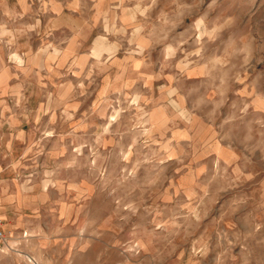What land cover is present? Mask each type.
Masks as SVG:
<instances>
[{"label":"rangeland","instance_id":"rangeland-1","mask_svg":"<svg viewBox=\"0 0 264 264\" xmlns=\"http://www.w3.org/2000/svg\"><path fill=\"white\" fill-rule=\"evenodd\" d=\"M0 264H264V0H0Z\"/></svg>","mask_w":264,"mask_h":264},{"label":"built area","instance_id":"built-area-1","mask_svg":"<svg viewBox=\"0 0 264 264\" xmlns=\"http://www.w3.org/2000/svg\"><path fill=\"white\" fill-rule=\"evenodd\" d=\"M5 240H6L5 230H4V228L1 224V220H0V245H2Z\"/></svg>","mask_w":264,"mask_h":264}]
</instances>
